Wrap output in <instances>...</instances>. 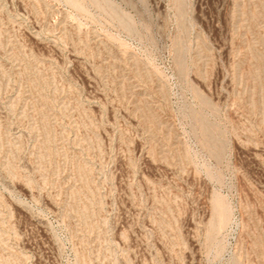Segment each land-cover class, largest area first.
Masks as SVG:
<instances>
[{"label":"rangeland","instance_id":"rangeland-1","mask_svg":"<svg viewBox=\"0 0 264 264\" xmlns=\"http://www.w3.org/2000/svg\"><path fill=\"white\" fill-rule=\"evenodd\" d=\"M0 264H264V0H0Z\"/></svg>","mask_w":264,"mask_h":264}]
</instances>
